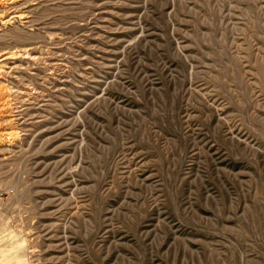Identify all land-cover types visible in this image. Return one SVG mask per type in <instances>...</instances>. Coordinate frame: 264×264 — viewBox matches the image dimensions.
<instances>
[{
  "label": "rangeland",
  "instance_id": "obj_1",
  "mask_svg": "<svg viewBox=\"0 0 264 264\" xmlns=\"http://www.w3.org/2000/svg\"><path fill=\"white\" fill-rule=\"evenodd\" d=\"M0 264H264V0H0Z\"/></svg>",
  "mask_w": 264,
  "mask_h": 264
}]
</instances>
